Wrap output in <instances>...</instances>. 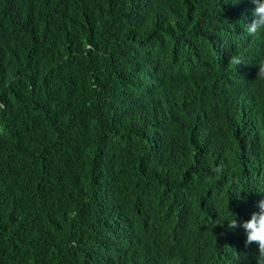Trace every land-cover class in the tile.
I'll use <instances>...</instances> for the list:
<instances>
[{
    "label": "trees",
    "instance_id": "16d2710c",
    "mask_svg": "<svg viewBox=\"0 0 264 264\" xmlns=\"http://www.w3.org/2000/svg\"><path fill=\"white\" fill-rule=\"evenodd\" d=\"M253 8L0 0V264H255Z\"/></svg>",
    "mask_w": 264,
    "mask_h": 264
},
{
    "label": "clouds",
    "instance_id": "9594fccd",
    "mask_svg": "<svg viewBox=\"0 0 264 264\" xmlns=\"http://www.w3.org/2000/svg\"><path fill=\"white\" fill-rule=\"evenodd\" d=\"M232 4H238L240 0H235ZM254 4L253 17L250 24H246V31L249 35H255L258 32H264V0H251ZM244 63L240 56H232L229 60V65H240ZM255 70L253 77L260 80L261 85L264 83V59L260 60ZM258 211L253 212L247 220H239L238 214L233 213L231 218H226L229 229H242L245 233V245L255 244L257 246L255 264H264V199L257 202Z\"/></svg>",
    "mask_w": 264,
    "mask_h": 264
},
{
    "label": "bare ground",
    "instance_id": "6f19581e",
    "mask_svg": "<svg viewBox=\"0 0 264 264\" xmlns=\"http://www.w3.org/2000/svg\"><path fill=\"white\" fill-rule=\"evenodd\" d=\"M243 28V27H242ZM244 31V30H243ZM243 34V33H242ZM243 36V35H242ZM234 38V37H233ZM245 39V38H244ZM244 41V40H243ZM236 44V43H235ZM244 45H245V43H243ZM235 46V45H234ZM245 48V47H244ZM237 50V49H236ZM243 53V52H242ZM236 54H238V53H236ZM247 55V54H246ZM242 57H244L243 56V54H242ZM243 60H245V59H243ZM247 61V60H246ZM245 62V61H244ZM235 69H236V66H235ZM232 74L234 75V73L232 72ZM228 75V74H227ZM229 76V75H228ZM236 76V75H235ZM233 78V77H232ZM231 78V79H232ZM229 79H230V77H229ZM236 79V78H235ZM228 80V79H227ZM230 81V80H229ZM230 83V82H229ZM233 83V82H232ZM224 85H225V82H224ZM227 85V84H226ZM236 85V84H235ZM230 86H231V84H230ZM223 88H224V86H222ZM234 87V86H233ZM227 88V87H226ZM228 89V88H227ZM231 89V88H230ZM233 89V88H232ZM261 89V88H260ZM229 91V90H228ZM229 93V92H228ZM260 93V92H259ZM230 94V93H229ZM262 94H263V92H262ZM254 95V94H253ZM252 96V95H251ZM255 96V95H254ZM256 97H257V95H256ZM259 97V96H258ZM261 98H262V95H261ZM260 99V98H259Z\"/></svg>",
    "mask_w": 264,
    "mask_h": 264
},
{
    "label": "rangeland",
    "instance_id": "374dc122",
    "mask_svg": "<svg viewBox=\"0 0 264 264\" xmlns=\"http://www.w3.org/2000/svg\"><path fill=\"white\" fill-rule=\"evenodd\" d=\"M263 88H264V83H263Z\"/></svg>",
    "mask_w": 264,
    "mask_h": 264
}]
</instances>
